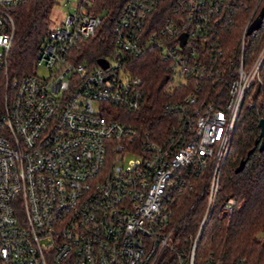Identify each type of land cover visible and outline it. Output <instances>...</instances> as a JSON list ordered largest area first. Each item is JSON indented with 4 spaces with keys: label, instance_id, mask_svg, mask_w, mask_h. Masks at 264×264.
Instances as JSON below:
<instances>
[{
    "label": "built area",
    "instance_id": "built-area-1",
    "mask_svg": "<svg viewBox=\"0 0 264 264\" xmlns=\"http://www.w3.org/2000/svg\"><path fill=\"white\" fill-rule=\"evenodd\" d=\"M21 1L0 0V264H195L206 223L233 211L231 198L216 208V195L264 58V41L250 63L242 58L264 6L256 0L240 26L233 61L223 40L244 0H126L111 23L114 49L91 65L77 61V44L102 15L78 0L47 28L32 72L9 77V10ZM150 50L165 62L171 94L159 138L125 113L146 105L131 64ZM200 175L201 213L181 240L169 204Z\"/></svg>",
    "mask_w": 264,
    "mask_h": 264
},
{
    "label": "trees",
    "instance_id": "trees-1",
    "mask_svg": "<svg viewBox=\"0 0 264 264\" xmlns=\"http://www.w3.org/2000/svg\"><path fill=\"white\" fill-rule=\"evenodd\" d=\"M126 0H93L84 5V11L101 14L100 25L94 34L77 44V61L95 65L98 58L108 55L114 45L110 28ZM169 3V0H165ZM236 15V22L223 40L228 49L227 58H236V40L239 28L256 0H244ZM55 0H23L9 10L13 22V36L6 56L5 69L9 77L32 72L38 44L48 28V15ZM258 6H264L260 0ZM264 41V15L254 36L248 39L242 55L250 63ZM131 73L141 78L146 105L131 114L130 121L142 122L144 128L154 130L159 138L165 135L168 118L161 115V107L171 94L164 90L167 82L165 62L156 51L150 50L131 64ZM258 80L246 93L240 106L229 149L223 162L216 195L218 208L227 198L234 200L233 211L227 218L212 219L206 223L195 246V264H201L210 255L219 264H264V145L258 149L257 122L264 117V58L259 66ZM126 114V115H127ZM257 141V142H256ZM256 142V143H255ZM252 152L248 154V151ZM243 160L237 173L234 169ZM204 175L191 176L187 184L174 192L169 204L176 233L181 240L194 233L201 213L202 202L196 199L202 188Z\"/></svg>",
    "mask_w": 264,
    "mask_h": 264
},
{
    "label": "rangeland",
    "instance_id": "rangeland-1",
    "mask_svg": "<svg viewBox=\"0 0 264 264\" xmlns=\"http://www.w3.org/2000/svg\"><path fill=\"white\" fill-rule=\"evenodd\" d=\"M78 0H55L50 13L48 15V28L56 26L68 13L74 11V5ZM36 74L43 76L44 70L38 69ZM95 106V105H94Z\"/></svg>",
    "mask_w": 264,
    "mask_h": 264
},
{
    "label": "water",
    "instance_id": "water-1",
    "mask_svg": "<svg viewBox=\"0 0 264 264\" xmlns=\"http://www.w3.org/2000/svg\"><path fill=\"white\" fill-rule=\"evenodd\" d=\"M264 15V8L260 9V11L257 14V17L251 22V24L248 26L247 30H246V34L251 33L252 31L256 30L260 24V20L262 18V16ZM97 63L99 65H101L102 67L105 66V62L103 60H98ZM258 128H259V133H258V139H259V143H258V149H262L263 145H264V117L260 118L257 122ZM257 142V141H256ZM255 142V143H256ZM252 152V149H250L248 151V154ZM244 164V161L241 160L239 162V165L234 169V172L237 173L241 170L242 166Z\"/></svg>",
    "mask_w": 264,
    "mask_h": 264
}]
</instances>
